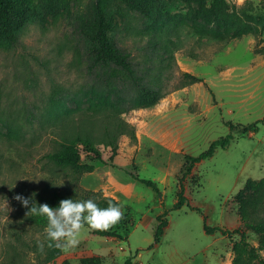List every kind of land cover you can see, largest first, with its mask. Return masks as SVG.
<instances>
[{
	"label": "rangeland",
	"instance_id": "rangeland-1",
	"mask_svg": "<svg viewBox=\"0 0 264 264\" xmlns=\"http://www.w3.org/2000/svg\"><path fill=\"white\" fill-rule=\"evenodd\" d=\"M95 1L30 0L17 43L0 45V264H123L127 258L133 264H233L239 237L207 234L203 225L240 227L250 245L260 246V237L240 221L236 196L247 180L264 179V122L246 136L234 133L226 148L182 180L189 204L199 211L169 209L186 156L227 135L225 122L247 125L264 117V29L235 31L236 17L264 19V0H224L230 17L221 22L211 13L212 0H165L150 22L113 8L111 41L162 93L153 105L99 86L85 44ZM185 73L202 81L190 83ZM72 142L91 171L60 167L46 157ZM132 173L155 181L160 195ZM53 193L74 201L115 199L124 216L110 230L122 240L85 227L75 249L49 260L45 229L30 221L15 197L38 201ZM245 196L248 218L264 221V188ZM164 211L167 226L154 244ZM259 253L264 259V249Z\"/></svg>",
	"mask_w": 264,
	"mask_h": 264
},
{
	"label": "trees",
	"instance_id": "trees-1",
	"mask_svg": "<svg viewBox=\"0 0 264 264\" xmlns=\"http://www.w3.org/2000/svg\"><path fill=\"white\" fill-rule=\"evenodd\" d=\"M30 4V0H0V45L14 46L18 40V34L21 28L26 23V7ZM123 5L122 8L119 5ZM165 0H96L92 5L91 20L86 27V51L91 62L90 66L95 71L97 82L100 87H104L108 91L120 95L124 99L130 98L129 92L134 93L138 102L144 105H153L158 102L162 97L160 90L155 89L147 81L146 72L136 68L130 60V55L112 43L110 32L111 25L108 19V13L113 8L126 10L140 14L147 22L153 21L164 10ZM118 6V7H117ZM226 3L224 0L211 1V13L217 22L227 20L230 15L226 11ZM260 25V28L257 25ZM235 31L240 33H260L264 29V19L257 23L249 22L240 17H236ZM184 77L190 83L201 82L202 79L188 73ZM264 122V117L247 125H234L231 122H225L228 127V134L221 137L209 145V147L198 154L197 156H186L187 162L185 169L182 172V177L179 179V187L176 193V201L169 209V211H176L186 206L191 210L198 208L192 207L187 197L185 196L184 186L182 180L190 174L192 167L210 158L216 149L226 148L233 140L234 133H239L241 136H246L251 132L258 130V124ZM90 154L99 156V153L92 147H87ZM114 153L110 156V160ZM46 157L53 164L60 167L71 168L76 171H91L93 167L88 164L80 162L81 155L78 146L72 143H63L60 148L47 154ZM132 179L140 182L141 184L150 187L157 195H160L158 185L155 181L149 179H142L136 173L130 174ZM264 188V179L259 181L247 180L244 187L238 192L236 196V203L238 205L237 213L246 230H250L260 237V246L254 247L246 240V233L240 227L229 231L219 227H209L205 222L203 229L207 234L219 232L224 236L237 235L239 240L233 242L232 251L235 253L236 258L233 264H245L251 261H256L258 264H264V259L261 258L259 251L264 249V221L253 222L248 218L249 201L245 193ZM63 199H70L66 196L53 193L50 196L41 198L38 201H30L37 205L47 203L50 207L57 208L59 202ZM83 199L82 201H86ZM100 208L108 207L109 201L119 206L118 202L110 197H100L93 199ZM29 211V209L27 208ZM168 211H164L161 215L157 216V225L154 231V244H158L160 237L164 233V228L167 226V221L164 219ZM30 221L37 227L45 229L47 227V219L42 216H29ZM85 227L88 228L87 225ZM90 230V229H89ZM92 235L101 236L110 239H120L122 236L113 230L105 232L90 230ZM61 255V250L50 248L48 259L53 260ZM61 264H69L63 262ZM123 264H133L131 258H127Z\"/></svg>",
	"mask_w": 264,
	"mask_h": 264
},
{
	"label": "clouds",
	"instance_id": "clouds-1",
	"mask_svg": "<svg viewBox=\"0 0 264 264\" xmlns=\"http://www.w3.org/2000/svg\"><path fill=\"white\" fill-rule=\"evenodd\" d=\"M23 207L28 208L27 216H42L47 219L45 228L49 248H56L65 253L75 249L80 243V235L85 225L93 231L105 232L119 223L124 216L121 207L111 201L108 207L100 208L92 199L74 201L63 199L57 208L47 203L37 205L28 198L17 195L15 197ZM44 243L38 245L39 251H44ZM34 255V254H30ZM33 264L35 261L33 260Z\"/></svg>",
	"mask_w": 264,
	"mask_h": 264
}]
</instances>
